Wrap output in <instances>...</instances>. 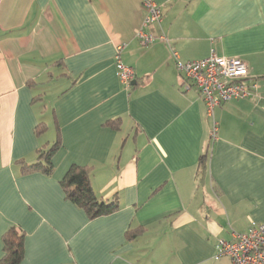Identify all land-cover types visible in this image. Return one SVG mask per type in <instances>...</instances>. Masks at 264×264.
<instances>
[{
    "label": "crops",
    "instance_id": "obj_1",
    "mask_svg": "<svg viewBox=\"0 0 264 264\" xmlns=\"http://www.w3.org/2000/svg\"><path fill=\"white\" fill-rule=\"evenodd\" d=\"M145 1L0 0V260L15 228L19 264H230L218 240L264 225V0H152L143 27ZM173 53L239 58L257 91L210 118ZM57 140L50 174L22 171ZM72 166L117 210L68 200Z\"/></svg>",
    "mask_w": 264,
    "mask_h": 264
},
{
    "label": "built area",
    "instance_id": "obj_2",
    "mask_svg": "<svg viewBox=\"0 0 264 264\" xmlns=\"http://www.w3.org/2000/svg\"><path fill=\"white\" fill-rule=\"evenodd\" d=\"M146 16L143 27L159 23L162 19L161 9L152 0L144 2ZM137 38L148 45L156 39L165 40L164 36H154L138 31ZM121 47L115 56L116 76L119 83L129 88L135 79L132 67L124 65L120 60ZM176 68L199 93L208 117L213 118L214 109L220 104L234 100H244L253 96L257 84L250 82L249 69L239 58L219 57L211 53L208 57L192 61L180 62L175 53ZM218 125L213 120L210 137L215 140ZM216 254L229 259L230 264H264V225L252 222L244 233H232V240L220 239L216 244Z\"/></svg>",
    "mask_w": 264,
    "mask_h": 264
},
{
    "label": "trees",
    "instance_id": "obj_3",
    "mask_svg": "<svg viewBox=\"0 0 264 264\" xmlns=\"http://www.w3.org/2000/svg\"><path fill=\"white\" fill-rule=\"evenodd\" d=\"M59 145L57 140L44 151H40L37 162L33 165L23 164L22 171L24 173L41 171L50 174L53 167L51 158L59 149ZM205 158L206 155L201 157L202 164ZM60 184L67 199L84 209L89 218L111 214L118 208L116 198L111 201H101L96 197L90 186L88 173L81 167L72 166ZM23 244L22 233L15 228L8 230L3 236L4 256L0 264H19L23 258Z\"/></svg>",
    "mask_w": 264,
    "mask_h": 264
},
{
    "label": "water",
    "instance_id": "obj_4",
    "mask_svg": "<svg viewBox=\"0 0 264 264\" xmlns=\"http://www.w3.org/2000/svg\"><path fill=\"white\" fill-rule=\"evenodd\" d=\"M132 83H134V82H132Z\"/></svg>",
    "mask_w": 264,
    "mask_h": 264
}]
</instances>
